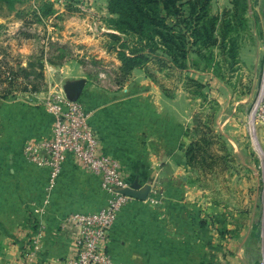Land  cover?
I'll list each match as a JSON object with an SVG mask.
<instances>
[{
    "label": "crops",
    "instance_id": "obj_1",
    "mask_svg": "<svg viewBox=\"0 0 264 264\" xmlns=\"http://www.w3.org/2000/svg\"><path fill=\"white\" fill-rule=\"evenodd\" d=\"M24 94L0 97V264H27L30 250L33 264H69L78 229L66 216L102 208L107 194L70 156L51 186L49 169L25 159L24 144L48 136L53 115ZM172 96L134 70L123 85H89L77 100L129 189L146 191L130 197L111 227L114 264H229L219 260L226 250L207 221L209 196L185 161L192 111Z\"/></svg>",
    "mask_w": 264,
    "mask_h": 264
},
{
    "label": "rangeland",
    "instance_id": "obj_2",
    "mask_svg": "<svg viewBox=\"0 0 264 264\" xmlns=\"http://www.w3.org/2000/svg\"><path fill=\"white\" fill-rule=\"evenodd\" d=\"M232 1H212L211 14L221 23L231 20V25L222 24L212 57L202 61L200 68L189 69V75L207 85L202 89L206 99L192 95L193 90L186 85L188 73L159 69L155 61L136 70L161 91L163 87L169 95L188 101L192 111L189 141L192 133L197 136L194 129L198 122L223 135L213 146L222 156L219 164L204 171L199 166L191 170V181L209 196L211 208L208 205L205 211L210 220H206L226 250L219 260L264 264V0H238L236 6ZM46 5L52 14L43 15ZM107 6L108 0H26L16 7L25 10L23 21L15 17V11L3 10L0 59L7 66L18 61L25 65L29 56H39L42 49L46 54L51 42L66 46V60L59 65L45 63L44 86L39 92L24 94L32 96L28 100L43 106L53 96L66 97L64 88L80 80L85 82L84 88L95 85L110 89L112 69L119 65L117 51L125 47L128 52L137 40L111 28L109 20L115 16L109 14ZM111 34L120 39L114 40ZM222 34L225 39L220 43ZM232 44L235 48L231 52ZM94 59L101 62L97 66L85 63ZM86 73H97L98 79L89 80Z\"/></svg>",
    "mask_w": 264,
    "mask_h": 264
},
{
    "label": "trees",
    "instance_id": "obj_3",
    "mask_svg": "<svg viewBox=\"0 0 264 264\" xmlns=\"http://www.w3.org/2000/svg\"><path fill=\"white\" fill-rule=\"evenodd\" d=\"M212 1L108 0V12L115 16L109 20L111 28L122 34H131L137 40L128 52L125 51V47L117 51L119 65L112 69L113 85L110 84L108 87L123 85L134 70L146 69L148 63L155 61L159 69L166 68L188 73L186 85L193 90L192 95H200L202 99H206L207 95L202 93V89L207 85L199 82L198 77L189 75L190 66L200 68L202 61L209 60V57H212L211 49L219 42L217 33L221 30L222 24L224 23L226 27L231 25V20H223L221 23L218 16L211 14ZM25 2L26 0H0V16L4 15L3 10L9 13L15 11L16 18L25 20V10L16 9ZM232 4L236 6L238 0L232 1ZM42 13L50 15L52 10L46 5ZM230 30L227 28V31ZM110 36L116 41L120 39L117 34ZM224 39L225 35L222 36L220 43ZM48 46L49 50L46 54L42 49L39 56H29L25 65L18 61L15 66H7L4 59H0L1 98L9 97L16 92L36 93L42 89L45 63L59 65L66 60L65 45L51 42ZM233 48L235 47L232 44V47H229L231 52ZM194 56L197 58H193ZM231 56L234 57L232 54ZM100 62L101 60L94 59L85 63L97 66ZM86 76L89 80L98 79L97 73H86ZM148 76L155 81L152 74ZM162 93L166 98L172 96L163 87ZM197 117L194 114L195 122L199 121ZM203 126L199 122L196 123L194 132H197V136L192 133V139L185 148V161L191 170L199 166L198 168L204 171L218 165L219 160L222 159L213 146L216 139L217 141H221L220 138L223 139V135L215 133L207 125ZM199 127L203 129L200 130ZM222 148L226 151L224 145ZM199 224L203 225L204 222L199 221Z\"/></svg>",
    "mask_w": 264,
    "mask_h": 264
},
{
    "label": "built area",
    "instance_id": "obj_4",
    "mask_svg": "<svg viewBox=\"0 0 264 264\" xmlns=\"http://www.w3.org/2000/svg\"><path fill=\"white\" fill-rule=\"evenodd\" d=\"M44 107L53 115L48 136L33 139L23 146L26 160L49 169L50 186L59 176L67 157L82 169L97 176L107 194L105 205L96 211H73L64 222L78 229L69 264H114L108 252L111 227L130 200L124 191L129 184L122 175L120 162L104 154L95 129L88 123L81 103L53 96ZM36 247V239L31 241ZM35 252L26 253V263L33 264Z\"/></svg>",
    "mask_w": 264,
    "mask_h": 264
},
{
    "label": "water",
    "instance_id": "obj_5",
    "mask_svg": "<svg viewBox=\"0 0 264 264\" xmlns=\"http://www.w3.org/2000/svg\"><path fill=\"white\" fill-rule=\"evenodd\" d=\"M84 85L85 82L82 80L67 85L64 88L66 98L70 101H77L83 92ZM133 188H137V187L133 185ZM124 193L130 197L138 198V199H143L144 196L146 195V191L144 195V194H140L139 192H135L131 189H126Z\"/></svg>",
    "mask_w": 264,
    "mask_h": 264
}]
</instances>
